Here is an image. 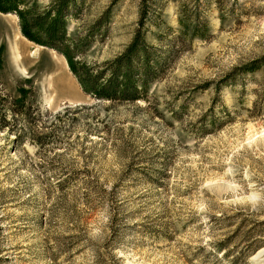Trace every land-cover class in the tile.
<instances>
[{
    "label": "rangeland",
    "instance_id": "1",
    "mask_svg": "<svg viewBox=\"0 0 264 264\" xmlns=\"http://www.w3.org/2000/svg\"><path fill=\"white\" fill-rule=\"evenodd\" d=\"M110 1L87 0L69 32ZM188 1L157 0L161 30L177 27ZM215 1L199 7L208 37L174 54L148 104L92 101L62 56L25 38L44 55L40 69L10 71L0 47V100L20 101L5 129L0 122V264H234L243 253L246 262L235 264H264V110L249 111L262 72L239 68L264 54V0ZM137 6L119 0L84 61L123 49ZM217 8L240 15L219 19ZM0 18L21 36L15 17ZM48 55L62 66L67 94L39 76ZM211 106L220 124L200 134Z\"/></svg>",
    "mask_w": 264,
    "mask_h": 264
},
{
    "label": "trees",
    "instance_id": "2",
    "mask_svg": "<svg viewBox=\"0 0 264 264\" xmlns=\"http://www.w3.org/2000/svg\"><path fill=\"white\" fill-rule=\"evenodd\" d=\"M209 0H189L177 11V27L162 30L160 13L155 10L157 0H138L137 19L132 36L123 49L113 57L100 62H86L83 56L95 42L102 41L108 32L119 0L110 3L87 25L72 33L68 28L76 23L86 9L87 0H0V14L16 18L23 38L36 46L57 52L64 59L66 68L75 79L81 92L97 103L132 105L149 103L151 87L170 68L174 54L183 50L194 39L203 40L209 35L207 11L199 8ZM217 4L219 0L215 1ZM217 18L240 15L233 8H217ZM150 35L153 42L146 40ZM240 68L242 75L262 72L260 90L255 95L250 113L259 115L264 110V54ZM0 100V122L5 129L7 115H16L19 100ZM221 109H223L221 107ZM213 107L202 114L196 131L208 134L219 125L220 118L212 113ZM175 112H171L173 117ZM28 121V117L21 113ZM49 135L38 136V141L50 144ZM16 143L23 140L17 136ZM62 182L59 180L58 183ZM222 249H226L223 246ZM211 251L210 255H216ZM232 254L223 256L224 259ZM248 254L235 257L234 264L246 262Z\"/></svg>",
    "mask_w": 264,
    "mask_h": 264
},
{
    "label": "bare ground",
    "instance_id": "3",
    "mask_svg": "<svg viewBox=\"0 0 264 264\" xmlns=\"http://www.w3.org/2000/svg\"><path fill=\"white\" fill-rule=\"evenodd\" d=\"M0 31L2 32V35H0V47L3 44L6 46L3 57L10 71L28 74L29 70L34 71V69H40L39 64L42 61V56H44L43 53L37 49H32L29 42L22 38L18 31L14 30V25L10 20L0 18ZM40 75H44L45 80H50L45 83L48 88L51 87L53 90H60L63 94L68 93V90L62 83V78H65L62 66L51 56H47L46 63L41 68Z\"/></svg>",
    "mask_w": 264,
    "mask_h": 264
}]
</instances>
